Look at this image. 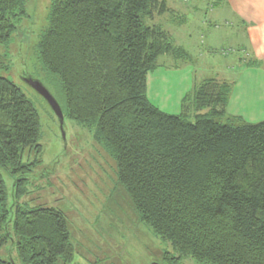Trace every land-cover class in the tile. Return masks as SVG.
Masks as SVG:
<instances>
[{
    "label": "trees",
    "instance_id": "1",
    "mask_svg": "<svg viewBox=\"0 0 264 264\" xmlns=\"http://www.w3.org/2000/svg\"><path fill=\"white\" fill-rule=\"evenodd\" d=\"M28 3L0 0V46L29 16ZM166 9L162 0H50L36 57L47 79L56 81L66 115L92 128L116 159L139 221L169 246L162 264H264V119L216 120L229 86L214 77L185 94L178 114L150 101L147 77L158 58L185 59L167 30L146 22ZM2 55L0 229L12 222L22 264H73L64 213L18 202L34 164L21 156L26 148L41 149V124L34 103L2 76ZM2 169L14 182L13 204ZM0 264L14 262L0 258Z\"/></svg>",
    "mask_w": 264,
    "mask_h": 264
},
{
    "label": "rangeland",
    "instance_id": "2",
    "mask_svg": "<svg viewBox=\"0 0 264 264\" xmlns=\"http://www.w3.org/2000/svg\"><path fill=\"white\" fill-rule=\"evenodd\" d=\"M162 1L167 9L152 18L145 17L146 22L167 30L185 59L169 54L158 58L156 69L148 72L150 86L158 88L154 96L149 94L150 101L159 103L166 113L178 114L183 108L179 94H185L187 83L214 77L229 86L225 111L216 120L233 125L248 123L250 118L242 109L244 95L253 89L259 93L252 84L257 76L256 33L261 16L254 13L255 0ZM49 4L50 0H29V16L22 20L8 45L0 46L7 66L1 68L2 76L12 80L34 103L41 124V149L26 148L21 156L23 163L34 164L27 176L26 194L18 202L25 207H52L64 213L74 247L73 264H162V253L169 246L139 221L132 199L117 177L116 159L95 139L92 128L66 115L56 81L47 79L36 57L35 44L48 24ZM182 60L187 61V67L176 73ZM28 77L45 81L61 102L65 137L57 116L29 86L25 80ZM238 93L241 96H236ZM186 104L192 120V100ZM237 104L242 109L239 113ZM259 113H264L262 105ZM1 171L7 202L12 204L13 179L7 171ZM14 242L9 222L0 229V258L22 264ZM181 264L194 262L187 259Z\"/></svg>",
    "mask_w": 264,
    "mask_h": 264
},
{
    "label": "crops",
    "instance_id": "3",
    "mask_svg": "<svg viewBox=\"0 0 264 264\" xmlns=\"http://www.w3.org/2000/svg\"><path fill=\"white\" fill-rule=\"evenodd\" d=\"M255 2L257 3L256 4V9L254 13H258V15L260 16V22H259V27L257 29V33H256V40H257V44H256V47H257V51H258V60H257V71L255 73H257V76H254L253 80H252V84L254 85V87L257 89H259V93L256 94L257 90H254L249 92V95H244V104H243V108L244 109V114L250 118L249 122H259L260 120H263L264 119V113H259L258 114V109L259 107L262 105V107H264V104L262 103V100L264 99V0H255ZM185 67H187V64H181L180 67H178V72H181L183 69H185ZM254 72L252 71V74ZM194 79V78H193ZM202 80V79H201ZM201 80H197V79H194L192 80V82L190 83H187V88H186V91H185V94L187 92H189L196 83H200ZM150 81H151V75L148 74V77H147V96L149 97V94L152 92V96H154L157 91H158V88L154 89L150 86ZM151 85H152V81H151ZM254 92V93H253ZM246 93V92H244ZM180 94H181V91H180ZM180 98L182 99L185 94L184 92H182V94L180 95ZM239 95H236V96H241L240 93H238ZM170 95V94H168ZM235 96V97H236ZM167 98V96H165ZM170 97V96H169ZM234 97V98H235ZM149 99L152 101V98L149 97ZM180 99V100H181ZM156 106H158L160 108V104L157 103L155 104ZM239 104H237V112L239 113L240 110L242 109H239Z\"/></svg>",
    "mask_w": 264,
    "mask_h": 264
},
{
    "label": "water",
    "instance_id": "4",
    "mask_svg": "<svg viewBox=\"0 0 264 264\" xmlns=\"http://www.w3.org/2000/svg\"><path fill=\"white\" fill-rule=\"evenodd\" d=\"M25 80L27 81L29 86L34 89V91H36L43 99H45V101H47L51 110L55 113V115L58 118V123H60L61 135L65 137L64 130H63L64 114L61 110L59 102L54 98L53 94L50 92V90H48V88L45 86L44 83H42L41 80L35 79L33 77L32 78L28 77ZM12 193H13V189H12Z\"/></svg>",
    "mask_w": 264,
    "mask_h": 264
}]
</instances>
